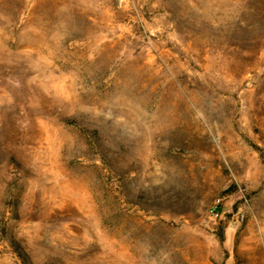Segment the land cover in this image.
<instances>
[{"label":"rangeland","instance_id":"374dc122","mask_svg":"<svg viewBox=\"0 0 264 264\" xmlns=\"http://www.w3.org/2000/svg\"><path fill=\"white\" fill-rule=\"evenodd\" d=\"M0 264H264V0H0Z\"/></svg>","mask_w":264,"mask_h":264},{"label":"built area","instance_id":"2783aa9c","mask_svg":"<svg viewBox=\"0 0 264 264\" xmlns=\"http://www.w3.org/2000/svg\"><path fill=\"white\" fill-rule=\"evenodd\" d=\"M220 199L217 198L213 204L208 208V213L211 217L215 218L219 215Z\"/></svg>","mask_w":264,"mask_h":264}]
</instances>
